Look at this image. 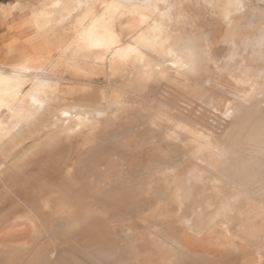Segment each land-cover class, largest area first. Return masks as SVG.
<instances>
[{
	"label": "bare ground",
	"instance_id": "1",
	"mask_svg": "<svg viewBox=\"0 0 264 264\" xmlns=\"http://www.w3.org/2000/svg\"><path fill=\"white\" fill-rule=\"evenodd\" d=\"M200 1L222 3L225 18L242 4H0V22L27 12L10 24L0 55V264L233 262L211 261L210 251L186 235L184 226L196 232L191 218L201 213L185 211L180 221L163 215L158 206L173 180L180 189L201 187L203 194L182 191L187 201L223 187L224 208L213 215L225 230V252L240 253L236 264H264V209L243 208L264 202V110L248 95L228 104L205 89L221 67L189 10ZM226 71L250 93L261 89L264 74L242 66ZM189 96L206 98L221 114L231 111L230 123L207 124ZM22 228L29 233L13 235ZM231 235L254 248L235 246Z\"/></svg>",
	"mask_w": 264,
	"mask_h": 264
},
{
	"label": "rangeland",
	"instance_id": "2",
	"mask_svg": "<svg viewBox=\"0 0 264 264\" xmlns=\"http://www.w3.org/2000/svg\"><path fill=\"white\" fill-rule=\"evenodd\" d=\"M1 2L4 1L0 0V3ZM35 3H37V1H35ZM189 10L198 16L197 25L199 27V33L211 40L215 49V60L219 67H221L216 70L213 68V76L216 81L211 83V86L206 84L207 86L205 89L212 90L214 95L219 99L229 100L228 104L233 102H243V96L248 95L247 97L250 96V101L253 100L258 103V109L260 108L264 110V79L262 81L263 84L261 89H255L256 91L254 90V92L252 91L253 93H250L251 91L248 88L244 89L237 85L238 80L235 79L234 81L226 71H234L236 66H242L249 67L254 74H264V0H242V4H240L236 11L237 13H233L229 18H225L224 16L222 3L205 5L200 1L199 4L194 3ZM26 15L27 12H15L9 19L0 22V55H4V44L11 39V33L8 31L10 28L8 21H13L12 24H15L22 20ZM218 82L222 83L225 88L220 87ZM189 97L187 104L190 106L192 105L198 115L205 116L204 118L207 124L224 128L230 123L229 119H231V111H228L227 114L224 113V111L221 114L219 110L216 111V109L213 108L215 105L212 102L210 103L206 98L191 99V96ZM249 100H247L248 102L246 100L244 101L249 104ZM245 127L246 122L242 124V128ZM160 147H162V153L169 151V147L165 142L161 143ZM152 148L153 147L150 145L146 150ZM115 168L114 171L112 170L113 175L119 171L117 167ZM183 170L185 169L181 167L178 171L182 172ZM184 190L185 188L180 189L179 184L173 180L169 186L168 196L160 201V206L157 205L164 210L163 215L165 214L164 216H167L168 219L180 221L181 215L185 213V211L194 210L195 212L201 213L199 216L191 218L190 223L193 224L196 232L188 231L187 226H184L186 235L193 240L198 239L201 249L205 248V250L208 249L210 251L209 256L211 257V261H217L218 259L221 260L225 257H229L233 262L228 263L226 259L225 261L227 264H236L234 261L241 258L240 253L231 252L227 254L225 252V247H227L224 239L225 230L222 227L221 218H216L213 215L217 210L224 208L223 204L226 202L225 195L228 194V192L225 191L223 187L217 188L216 190L212 188L206 190V192L209 193L204 195L206 199L210 197L211 201L208 202L205 199L200 202H195L191 200H182L180 198L181 193ZM188 191L192 195L197 193L203 194L201 187H195L192 190H185L187 193ZM146 200L158 204V202H154L152 196H147ZM247 205L248 206L244 205L243 208L264 209V202L261 200L253 201L252 204ZM2 206H0V210L5 209V207ZM147 216L148 215H144V218ZM184 220L187 221L190 219L184 218ZM236 224L241 225L240 222H237ZM27 233H29V231L22 228L20 232L14 230L13 235ZM230 239L236 243L235 246L237 247L240 245H248L250 249L254 248L252 240L243 238L241 235L239 237L231 235ZM237 264L240 263L238 262Z\"/></svg>",
	"mask_w": 264,
	"mask_h": 264
},
{
	"label": "crops",
	"instance_id": "3",
	"mask_svg": "<svg viewBox=\"0 0 264 264\" xmlns=\"http://www.w3.org/2000/svg\"><path fill=\"white\" fill-rule=\"evenodd\" d=\"M4 2H1L0 4H13L16 0H3ZM9 24H12L13 21L11 22L10 20L8 21Z\"/></svg>",
	"mask_w": 264,
	"mask_h": 264
}]
</instances>
